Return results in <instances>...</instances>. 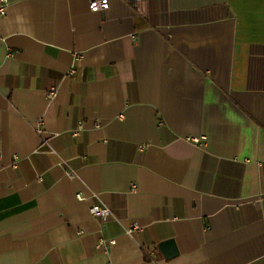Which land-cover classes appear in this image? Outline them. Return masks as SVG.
Wrapping results in <instances>:
<instances>
[{
    "label": "crops",
    "instance_id": "obj_1",
    "mask_svg": "<svg viewBox=\"0 0 264 264\" xmlns=\"http://www.w3.org/2000/svg\"><path fill=\"white\" fill-rule=\"evenodd\" d=\"M90 1L4 2L0 264H264V0Z\"/></svg>",
    "mask_w": 264,
    "mask_h": 264
},
{
    "label": "built area",
    "instance_id": "obj_2",
    "mask_svg": "<svg viewBox=\"0 0 264 264\" xmlns=\"http://www.w3.org/2000/svg\"><path fill=\"white\" fill-rule=\"evenodd\" d=\"M123 1L130 2L132 0H123ZM4 2H5V0H0V15H4V8H5ZM88 7H89V10L92 12H97V11H102V10L104 11V10L108 9V7H109L108 0H92L89 2ZM55 94H56L55 90L51 89L49 91L48 96L54 97ZM37 131L39 133V130H37ZM73 135L77 136L78 133L75 132ZM43 141L46 143V140H43ZM192 141L195 144H199V142H200V140L198 138H193ZM98 203H99V201L96 200V202L92 203L89 207V212L92 216L99 217L103 220H106L108 218H114V215L109 208L104 207V206H100ZM143 231H144V228L137 225V224H131L130 226L125 228V233L128 236H134L135 233H142ZM105 243H106L105 241L101 240L99 242L98 246H103V245H105ZM112 243H113V241L110 240L109 244H112Z\"/></svg>",
    "mask_w": 264,
    "mask_h": 264
},
{
    "label": "water",
    "instance_id": "obj_3",
    "mask_svg": "<svg viewBox=\"0 0 264 264\" xmlns=\"http://www.w3.org/2000/svg\"><path fill=\"white\" fill-rule=\"evenodd\" d=\"M158 248H160V250H162L161 248H163L165 251L170 253L169 256L164 254V257H166V259L171 258L177 254V251L175 250V247H174L173 240H166L164 242H161L158 245Z\"/></svg>",
    "mask_w": 264,
    "mask_h": 264
}]
</instances>
